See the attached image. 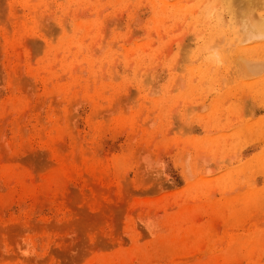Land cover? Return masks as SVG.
I'll return each mask as SVG.
<instances>
[{
  "label": "rangeland",
  "instance_id": "rangeland-1",
  "mask_svg": "<svg viewBox=\"0 0 264 264\" xmlns=\"http://www.w3.org/2000/svg\"><path fill=\"white\" fill-rule=\"evenodd\" d=\"M229 3L0 0V264H264V39Z\"/></svg>",
  "mask_w": 264,
  "mask_h": 264
},
{
  "label": "bare ground",
  "instance_id": "bare-ground-1",
  "mask_svg": "<svg viewBox=\"0 0 264 264\" xmlns=\"http://www.w3.org/2000/svg\"><path fill=\"white\" fill-rule=\"evenodd\" d=\"M229 1L231 20L241 42L264 39V0Z\"/></svg>",
  "mask_w": 264,
  "mask_h": 264
}]
</instances>
